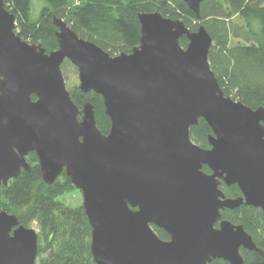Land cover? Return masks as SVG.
<instances>
[{
  "label": "water",
  "instance_id": "water-1",
  "mask_svg": "<svg viewBox=\"0 0 264 264\" xmlns=\"http://www.w3.org/2000/svg\"><path fill=\"white\" fill-rule=\"evenodd\" d=\"M183 1L200 19L205 0ZM139 22V46L111 56L54 17L58 49L47 53L16 34L0 0V188L31 169L32 152L46 184L65 173L83 196L95 264H244L241 249L264 257L221 213L243 204L264 213V107L225 95L204 25L192 31L159 12ZM66 60L79 89L102 97L108 134L91 101L80 109L72 100ZM201 119L212 130L208 149L191 138ZM222 182L242 196L227 198ZM38 245L34 228L0 211V264H36Z\"/></svg>",
  "mask_w": 264,
  "mask_h": 264
},
{
  "label": "trees",
  "instance_id": "trees-1",
  "mask_svg": "<svg viewBox=\"0 0 264 264\" xmlns=\"http://www.w3.org/2000/svg\"><path fill=\"white\" fill-rule=\"evenodd\" d=\"M38 17L32 13L31 0H5L6 9L16 16L15 32L30 44H41L47 53L58 49L54 17L63 19L82 39L107 51L111 56L130 54L140 44L139 14L159 12L164 17L182 20L192 31L204 25L213 44L209 62L227 97L257 109L264 107V0H205L200 15L183 0H43ZM186 47V38L180 40ZM77 71L68 60L62 65L64 76ZM72 100L82 109L91 101L97 127L108 134L111 123L103 99L94 92L84 93L76 85L69 89ZM82 119V116H79ZM211 128L204 120L191 128L192 140L210 148ZM31 169L0 188V211L18 217L21 225L38 229L39 245L36 264H95L91 254L92 228L82 206L72 208L57 200L77 189L62 174L46 184L34 152L27 157ZM210 173L208 167H204ZM221 189L229 198L240 197L238 186ZM222 218L242 225L257 247L264 250V213L259 208L241 205L221 212ZM158 236L169 240L167 233L153 227ZM260 234L263 237H260ZM244 264H264V257L241 249ZM212 264H229L217 259Z\"/></svg>",
  "mask_w": 264,
  "mask_h": 264
},
{
  "label": "rangeland",
  "instance_id": "rangeland-1",
  "mask_svg": "<svg viewBox=\"0 0 264 264\" xmlns=\"http://www.w3.org/2000/svg\"><path fill=\"white\" fill-rule=\"evenodd\" d=\"M31 3H32V13L35 17H38L44 6V2L43 0H31ZM65 80L68 90L76 85L79 86L78 71L69 69L67 77H65ZM57 200L72 208L80 207L83 204V196L79 190H76L69 194L62 195L58 197ZM32 228H34L38 233L37 228L35 227Z\"/></svg>",
  "mask_w": 264,
  "mask_h": 264
},
{
  "label": "flooded vegetation",
  "instance_id": "flooded-vegetation-1",
  "mask_svg": "<svg viewBox=\"0 0 264 264\" xmlns=\"http://www.w3.org/2000/svg\"><path fill=\"white\" fill-rule=\"evenodd\" d=\"M62 174H63V173H62ZM62 174H61V176H60V177H62ZM222 183H224V182H222ZM222 183H221V184H222ZM225 185H226V184H225ZM226 186H227V185H226ZM231 186H233V185H231ZM231 186H227V187H231ZM236 186H237V185H236ZM239 190H240V189H239ZM241 194H242V193H241ZM225 195H226V194H225ZM241 196H242V195H241ZM241 196H240V197H241ZM227 198H229V197H227ZM153 227H156V226H154V225H153ZM157 228H158V227H157ZM260 237L262 238V237H263V235H261V234H260Z\"/></svg>",
  "mask_w": 264,
  "mask_h": 264
}]
</instances>
